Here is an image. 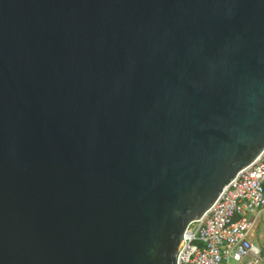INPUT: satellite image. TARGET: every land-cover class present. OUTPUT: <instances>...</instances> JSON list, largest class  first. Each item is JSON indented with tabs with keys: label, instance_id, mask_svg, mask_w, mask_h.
<instances>
[{
	"label": "water",
	"instance_id": "obj_1",
	"mask_svg": "<svg viewBox=\"0 0 264 264\" xmlns=\"http://www.w3.org/2000/svg\"><path fill=\"white\" fill-rule=\"evenodd\" d=\"M264 150V0H0V264H176Z\"/></svg>",
	"mask_w": 264,
	"mask_h": 264
},
{
	"label": "built area",
	"instance_id": "obj_2",
	"mask_svg": "<svg viewBox=\"0 0 264 264\" xmlns=\"http://www.w3.org/2000/svg\"><path fill=\"white\" fill-rule=\"evenodd\" d=\"M263 212L264 150L236 174L199 219L186 226L176 264H264V249L254 242Z\"/></svg>",
	"mask_w": 264,
	"mask_h": 264
},
{
	"label": "rangeland",
	"instance_id": "obj_3",
	"mask_svg": "<svg viewBox=\"0 0 264 264\" xmlns=\"http://www.w3.org/2000/svg\"><path fill=\"white\" fill-rule=\"evenodd\" d=\"M254 242L264 249V212L258 217L254 231Z\"/></svg>",
	"mask_w": 264,
	"mask_h": 264
}]
</instances>
